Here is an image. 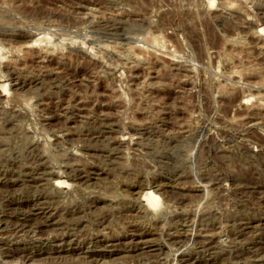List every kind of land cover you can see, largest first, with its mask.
<instances>
[{
    "label": "rangeland",
    "instance_id": "1",
    "mask_svg": "<svg viewBox=\"0 0 264 264\" xmlns=\"http://www.w3.org/2000/svg\"><path fill=\"white\" fill-rule=\"evenodd\" d=\"M0 264H264V0H0Z\"/></svg>",
    "mask_w": 264,
    "mask_h": 264
},
{
    "label": "bare ground",
    "instance_id": "2",
    "mask_svg": "<svg viewBox=\"0 0 264 264\" xmlns=\"http://www.w3.org/2000/svg\"><path fill=\"white\" fill-rule=\"evenodd\" d=\"M27 47H29V46H27Z\"/></svg>",
    "mask_w": 264,
    "mask_h": 264
}]
</instances>
